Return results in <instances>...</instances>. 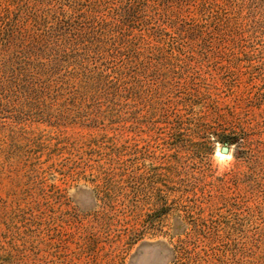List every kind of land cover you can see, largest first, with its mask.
Instances as JSON below:
<instances>
[{"label":"rangeland","instance_id":"obj_1","mask_svg":"<svg viewBox=\"0 0 264 264\" xmlns=\"http://www.w3.org/2000/svg\"><path fill=\"white\" fill-rule=\"evenodd\" d=\"M0 20V264H264V0Z\"/></svg>","mask_w":264,"mask_h":264},{"label":"trees","instance_id":"obj_2","mask_svg":"<svg viewBox=\"0 0 264 264\" xmlns=\"http://www.w3.org/2000/svg\"><path fill=\"white\" fill-rule=\"evenodd\" d=\"M2 4H1V6H2ZM1 9H3V11H5V9L3 7ZM15 33H17L18 35L20 34L19 31L14 30V29H9L7 31V33L2 34V39H3V42H4L3 44H5L6 46H10L15 40H17V37L15 36Z\"/></svg>","mask_w":264,"mask_h":264},{"label":"water","instance_id":"obj_3","mask_svg":"<svg viewBox=\"0 0 264 264\" xmlns=\"http://www.w3.org/2000/svg\"><path fill=\"white\" fill-rule=\"evenodd\" d=\"M228 152V149L227 148H223V149H221V153L222 154H226Z\"/></svg>","mask_w":264,"mask_h":264},{"label":"bare ground","instance_id":"obj_4","mask_svg":"<svg viewBox=\"0 0 264 264\" xmlns=\"http://www.w3.org/2000/svg\"><path fill=\"white\" fill-rule=\"evenodd\" d=\"M221 156H225V155H222V154H220Z\"/></svg>","mask_w":264,"mask_h":264},{"label":"clouds","instance_id":"obj_5","mask_svg":"<svg viewBox=\"0 0 264 264\" xmlns=\"http://www.w3.org/2000/svg\"><path fill=\"white\" fill-rule=\"evenodd\" d=\"M225 159H227V158H225Z\"/></svg>","mask_w":264,"mask_h":264}]
</instances>
